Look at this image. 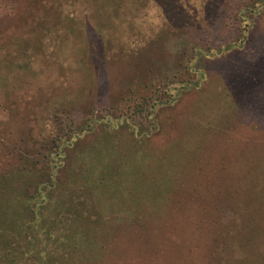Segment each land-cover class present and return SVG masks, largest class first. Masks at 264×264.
<instances>
[{"label": "rangeland", "instance_id": "rangeland-1", "mask_svg": "<svg viewBox=\"0 0 264 264\" xmlns=\"http://www.w3.org/2000/svg\"><path fill=\"white\" fill-rule=\"evenodd\" d=\"M5 202L54 264H264V0H0Z\"/></svg>", "mask_w": 264, "mask_h": 264}, {"label": "trees", "instance_id": "trees-1", "mask_svg": "<svg viewBox=\"0 0 264 264\" xmlns=\"http://www.w3.org/2000/svg\"><path fill=\"white\" fill-rule=\"evenodd\" d=\"M92 174L87 172L85 177ZM85 177L90 184L92 179L88 181ZM56 207L53 202L32 207L5 202L0 206V264H44L42 261L54 264L62 258L68 250L64 246L70 244V235L61 231L60 223L52 216ZM234 257L230 254L229 259L234 262ZM242 262L247 260H238V264Z\"/></svg>", "mask_w": 264, "mask_h": 264}]
</instances>
